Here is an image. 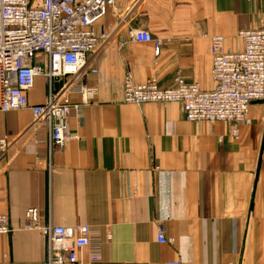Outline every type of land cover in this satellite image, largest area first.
<instances>
[{
	"label": "crops",
	"instance_id": "0c3cea01",
	"mask_svg": "<svg viewBox=\"0 0 264 264\" xmlns=\"http://www.w3.org/2000/svg\"><path fill=\"white\" fill-rule=\"evenodd\" d=\"M256 28H264V0H115L88 59L97 96L82 118L69 117L79 140L51 151L47 127L32 126L29 110L0 111V141H8L0 213L11 228L0 234V264H47L44 236L25 229L31 207L40 224L98 232L96 264H264V101L251 103L236 138L223 122H187L179 103L122 101L127 71L136 83L167 89L179 73L211 90L210 37L238 52L237 32ZM136 30L162 41L157 58L151 43L132 39ZM45 94L36 77L30 105ZM159 227L171 242L158 243ZM81 259L75 264H89Z\"/></svg>",
	"mask_w": 264,
	"mask_h": 264
},
{
	"label": "built area",
	"instance_id": "2783aa9c",
	"mask_svg": "<svg viewBox=\"0 0 264 264\" xmlns=\"http://www.w3.org/2000/svg\"><path fill=\"white\" fill-rule=\"evenodd\" d=\"M114 6L115 0H0V111L29 110L32 126L47 127L51 151L79 140L69 132V117L82 118L84 107L97 96L98 89L86 83L87 74L95 73L88 59L105 38L97 26ZM131 36L135 42L151 43L154 57L159 56L161 40L144 30L133 31ZM236 36L242 42L238 52L225 51L224 37H210L211 90L185 81L179 73L174 86L167 89L155 80L136 83L127 71L122 101L133 105L179 103L187 122H223L236 138L239 125L250 123L251 103L264 101V28L239 30ZM37 54L44 56L43 66L35 64ZM36 77L44 79L46 94L41 103L30 105L28 92ZM72 96L78 101H72ZM7 147L8 141L1 140L0 158ZM24 218L25 229L44 236L47 264H75L84 253L87 263L101 262L99 234L89 226L40 224L35 207L26 209ZM10 231L8 216L0 213V234ZM157 241L171 242L161 227Z\"/></svg>",
	"mask_w": 264,
	"mask_h": 264
}]
</instances>
